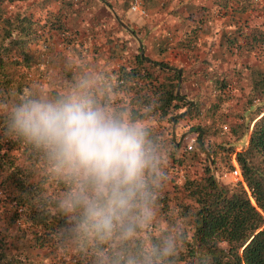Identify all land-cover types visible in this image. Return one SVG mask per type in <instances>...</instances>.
<instances>
[{"label":"clouds","instance_id":"1","mask_svg":"<svg viewBox=\"0 0 264 264\" xmlns=\"http://www.w3.org/2000/svg\"><path fill=\"white\" fill-rule=\"evenodd\" d=\"M66 69L54 86L0 97V136L27 150L41 209L63 220L56 247L82 264H183L192 232L163 211L173 148L156 99L87 59ZM192 264L213 261L200 249Z\"/></svg>","mask_w":264,"mask_h":264},{"label":"trees","instance_id":"2","mask_svg":"<svg viewBox=\"0 0 264 264\" xmlns=\"http://www.w3.org/2000/svg\"><path fill=\"white\" fill-rule=\"evenodd\" d=\"M17 1L20 0H0V97L4 99H12L33 87L29 70L41 61L42 45L50 34L64 36V21L72 11L69 0H38L36 11H43L42 17H35L30 12H8L7 5ZM157 2L142 0L145 7L155 6ZM52 3H58L56 9L48 10ZM222 7L227 8L226 0H223ZM202 19L203 13L199 16L191 11L183 17L192 27L177 40L178 47L191 46L203 26ZM224 36L226 45L238 50L245 49L247 44L250 49L264 50V29L254 27L245 34L240 28H235L228 30ZM165 44V39L158 42L155 47L158 55L166 50ZM117 57L122 61L118 62L112 73L122 80H134L132 91L135 97L145 102L149 98L156 99L159 105L158 121L169 123L172 118L176 124L183 118L199 116L201 110L197 98L189 100L182 94H176L178 79H181L182 85L188 78H185L181 66L147 58L139 53V47L135 53L126 55L124 60L121 54ZM248 75L250 90L245 104L253 110L244 121L242 115L237 127L229 130L236 139L247 135L244 147L234 150L232 146L221 144L208 146L207 128L200 125L189 128L190 132L196 134L190 149H186L187 144L181 148L182 141L166 137L173 148L170 170L174 166L183 167L194 156L203 157L200 176H183L179 186L174 188V207L170 205L172 200L166 192L162 200L165 213L170 216L172 210L175 212L173 218H187L192 228V243L182 254L183 264H192L195 252L200 249H205L211 255L213 264H232V260L235 264H264V71L251 66ZM215 85L219 93L226 86L217 80ZM211 111L213 115L215 110ZM230 155L234 156L243 184L224 183L211 173L208 159L211 158L217 168L216 161L222 156L225 159V172H230ZM31 168V157L27 150L0 136V201L5 200V208L0 209V213L4 211L6 227L17 223L19 226L25 225L30 245L46 250L45 255L51 257L47 264H59L64 259L82 262L77 255L63 254L56 247L52 234L63 224V220L41 209L39 180ZM169 181L174 183L171 179ZM2 231L0 226V264H44L27 256L20 258L9 255Z\"/></svg>","mask_w":264,"mask_h":264},{"label":"rangeland","instance_id":"3","mask_svg":"<svg viewBox=\"0 0 264 264\" xmlns=\"http://www.w3.org/2000/svg\"><path fill=\"white\" fill-rule=\"evenodd\" d=\"M37 1L13 2L7 5V10L11 13L30 12L35 17H42L43 11L39 13L36 11ZM69 1L72 11L64 21V36L50 34L42 45L44 50L41 51L43 54L41 61L28 72L33 86H54L66 78L70 75L66 63L73 56L87 59L90 63L104 66L112 72L117 68L118 62L122 61L117 55L121 54L124 60L126 55L136 52L140 41L141 54L147 58L163 60L184 69L185 78L187 76L188 78L182 85L180 81L178 94L189 100L197 98L200 102L201 113L198 117L183 118L176 124L172 122V118L169 123L158 121L159 133L177 142L182 141V148L184 144L190 142L192 145L196 137L195 132H190L189 128L200 125L207 128L208 146L221 144L232 146L234 150L243 146L247 135L236 139L229 130L237 127L242 115L244 121L253 110L245 104L250 90L248 69L254 66L264 71V50L250 49L249 44L243 50L227 46L224 35L228 30L235 28H240L245 34L254 27L264 29V0H226V9L222 7L223 0H158L152 7H145L142 0ZM134 1L144 10L143 14L130 9ZM245 1L248 2L247 5H244ZM57 4H50L47 9H56ZM190 11L199 16L203 13V26L198 30L197 39L191 46L182 49L176 42L192 27L188 20H183ZM176 13L180 16L178 17ZM117 19L127 25L134 35L124 29ZM164 39L166 50L158 55L155 47ZM216 80L226 85L221 93L216 89ZM212 109L215 110L213 115ZM232 156L230 155V159ZM202 158V155L194 156L183 167L174 166L170 170V179L174 183L169 181L165 192L172 200L171 206L174 207L175 203L173 190L179 186L182 177L200 176ZM207 162L219 180L224 183L234 182L223 167L224 156L217 159V168L211 158ZM4 201H0V209L5 208ZM3 213L4 211L0 213V226L3 229L1 234H4L2 238L7 241L9 255L20 258L27 256L30 260L44 264L50 262L51 257L45 255L46 250L32 247L27 241L29 236L24 230L25 225L19 226L17 223L12 227H6ZM170 216H175V212L171 210ZM190 229L192 232V228ZM75 262L73 259H64L59 264Z\"/></svg>","mask_w":264,"mask_h":264},{"label":"built area","instance_id":"4","mask_svg":"<svg viewBox=\"0 0 264 264\" xmlns=\"http://www.w3.org/2000/svg\"><path fill=\"white\" fill-rule=\"evenodd\" d=\"M74 1H76V0H74ZM130 9L132 11H138L141 14L144 13V10L139 7L138 2H136V1H134V2L131 3ZM191 141H193V138L191 139ZM190 143H188L187 145H185L186 149H190L191 148V144ZM230 162L232 164V169L230 170L229 174H230L232 180L234 182H240V183L243 184L241 173L239 171V168H238V166H237V164H236L235 159H234L233 156L231 157ZM73 264H82V262L76 261Z\"/></svg>","mask_w":264,"mask_h":264},{"label":"water","instance_id":"5","mask_svg":"<svg viewBox=\"0 0 264 264\" xmlns=\"http://www.w3.org/2000/svg\"><path fill=\"white\" fill-rule=\"evenodd\" d=\"M117 21H118V23L124 28V29H126L130 34H132V35H134V33H133V31L127 26V25H125L122 21H120L119 19H117ZM138 47H139V50H140V54H141V50H142V46H141V43H140V41H138ZM180 78L178 79V83H177V88H176V94H178V87H179V85H180ZM251 128V127H250ZM210 164H212L211 162H210ZM214 169L212 168V174H213V171ZM214 175V174H213ZM196 251V250H195ZM232 264H235V262L232 260Z\"/></svg>","mask_w":264,"mask_h":264},{"label":"crops","instance_id":"6","mask_svg":"<svg viewBox=\"0 0 264 264\" xmlns=\"http://www.w3.org/2000/svg\"><path fill=\"white\" fill-rule=\"evenodd\" d=\"M246 143H247V136H246L245 143L243 144V146H242V147H244ZM238 149H239V148H238Z\"/></svg>","mask_w":264,"mask_h":264}]
</instances>
